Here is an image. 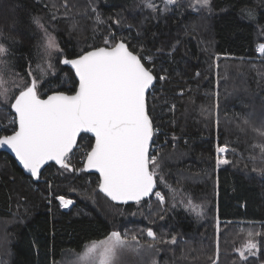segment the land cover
Here are the masks:
<instances>
[{"label":"trees","instance_id":"obj_1","mask_svg":"<svg viewBox=\"0 0 264 264\" xmlns=\"http://www.w3.org/2000/svg\"><path fill=\"white\" fill-rule=\"evenodd\" d=\"M58 2L65 0L51 4ZM66 2L72 11L60 17L47 0H0L6 61L26 81L29 67L41 64L48 72L41 91H68L73 73L59 61L104 46L105 38L152 55L156 73L168 77L148 94L154 126L162 131L157 138L164 142L157 170L163 180L157 179L155 190L164 202L154 192L140 204H117L99 190L96 174L56 164L33 180L0 150V264H59L64 253L79 252L112 231L153 245L157 264H264V155L258 147L264 137L254 131L264 128V56L257 51L264 43V0H212L211 12L195 11L193 0H177L167 11L164 0H151L158 11L145 7V0ZM247 9L254 18L242 14ZM33 16L42 18L62 50L52 56L51 68ZM13 118L10 105L0 101V136L11 133ZM82 135L71 158L77 169L93 142ZM216 145H227L223 159L229 164L215 166ZM57 195L73 204L61 207ZM189 199L202 205V215ZM149 228L156 240L147 236ZM249 241L257 244L256 254L245 251V260L240 251Z\"/></svg>","mask_w":264,"mask_h":264},{"label":"snow or ice","instance_id":"obj_2","mask_svg":"<svg viewBox=\"0 0 264 264\" xmlns=\"http://www.w3.org/2000/svg\"><path fill=\"white\" fill-rule=\"evenodd\" d=\"M164 3V11H167V6L175 5L177 0H164ZM145 7L159 10L151 0H145ZM189 7L211 12L212 0H193ZM242 14L254 18L251 9ZM97 21H100L99 16ZM32 23L44 33L41 47L46 55H51L53 50L62 51L40 16H33ZM9 51L4 43H0V58L6 57ZM257 51L264 56V43L258 45ZM59 63L70 66L73 75L68 79L73 87L68 91H41L47 69L41 64L35 70L29 67L30 80L22 87L17 85L19 94L10 105L15 117L9 122L14 127L11 134L0 136V147L11 149L23 168L36 180L41 178L42 169L50 161L69 172L94 169L99 173L98 188L108 198L114 202L140 204L143 198L153 194L157 179L163 180L157 171L161 167L159 153L150 152L159 129L154 126V117L150 114L148 94L154 88V82L168 77L156 73L152 55H144L114 36L111 40L105 38L104 46L82 50ZM6 66L7 62L0 60V69ZM47 67L51 68V63ZM5 84L0 77V97L7 102L9 88ZM244 123L249 121L245 119ZM254 131L264 137V128ZM82 134H91L94 143H89V150L83 153V169H77L72 166L71 158L75 155L74 149L78 148V139L84 138ZM258 147L264 155V144ZM216 151L226 152L227 145L218 146ZM216 163L219 167L230 162L218 158ZM154 194L161 203L164 202L160 192ZM55 199L64 208L73 204L63 195H57ZM188 205L198 215L203 214L202 205H194L191 199ZM147 236L157 239L151 228L147 229ZM171 243H176V237L171 238ZM128 249L140 250L137 237L133 235L129 241L126 234L112 231L104 240L90 242L78 259L82 264H118L121 254ZM253 249H257V244L249 241L245 250L255 255ZM240 256L247 259L244 251H240ZM152 264L157 262L153 260Z\"/></svg>","mask_w":264,"mask_h":264},{"label":"rangeland","instance_id":"obj_3","mask_svg":"<svg viewBox=\"0 0 264 264\" xmlns=\"http://www.w3.org/2000/svg\"><path fill=\"white\" fill-rule=\"evenodd\" d=\"M47 1L49 2L50 8L52 9V11H54L53 15L60 16L61 14L65 15L66 13L68 15V13H70L72 11V9L69 8V7H71V5H69L68 3H67V7H65V3H63V2H58L56 4L55 3L51 4L52 0H47ZM162 8H164L163 5H162ZM58 53H59V51L53 50L51 55H49L48 63H51L52 56H55V54H58ZM0 60H5L6 61V57H2V58H0ZM0 77H2L3 80L6 82L5 86L9 88V99H8V101L5 102L3 97H0V101L2 103H4V104L11 105L12 100H13V98L15 96V93H17V91L20 90V88L17 87V85H20L22 87L23 83L26 82V80H25L24 75L22 73H15V71L10 67L8 62H7V66L6 67L0 69ZM21 78H23V79H21ZM1 123L2 122H0V125H1ZM214 128H215V130L217 129L216 94H215V98H214ZM157 129H159V128H157ZM159 130H160L159 134H161L162 131H161V129H159ZM159 134L155 135L156 138H155L154 143L152 144L153 146L151 145L152 146L151 154H156V153H159V155L161 154V148H162V145H164V142H162V143L159 142V139L157 138ZM163 135L165 137L164 140H166L165 133ZM217 147H218V145L215 146V166L216 167H217V163H216L217 159L218 158L219 159H223V155L225 153V152L224 153H217V151H216ZM80 150L82 152H84L85 148L80 145ZM71 161H72V159H71ZM66 199H68V198H66ZM89 245H90V243L86 244L83 247V249L80 250L79 252H66V253H64L63 258H62V260H61V262L59 264H82V262L79 261L78 257H79L80 254H82L86 250V247L89 246ZM138 245L140 247V250L138 252L134 251V250H131V249H128V250L124 251L121 254L120 258H119L118 264H152L153 260L156 261L157 253H155L152 249H149L146 246H143V245H140V244H138ZM245 247L241 250V251H244V253L246 251ZM253 251H254V249H253Z\"/></svg>","mask_w":264,"mask_h":264},{"label":"water","instance_id":"obj_4","mask_svg":"<svg viewBox=\"0 0 264 264\" xmlns=\"http://www.w3.org/2000/svg\"><path fill=\"white\" fill-rule=\"evenodd\" d=\"M90 50V49H89ZM67 67H69L70 68V66H67ZM154 84H155V82H154ZM19 94V93H18ZM13 102H14V100H13ZM12 102V103H13ZM11 111H12V113H13V115H14V117H15V113H14V110H12L11 109ZM11 134V133H10ZM9 135V134H8ZM87 135H89L90 137H91V134H87ZM93 139V142L92 143H94V138H92ZM0 150L1 151H5V152H7L9 155H11L12 157H13V159L15 160V162H16V164L18 165V167L23 171V173L25 174V175H28V176H30L31 177V174L30 173H28L24 168H23V166H22V164L20 163V161L16 158V156H15V153L14 152H12V150L11 149H9V148H7L6 146H2V147H0ZM49 164H55V162H49L48 163V165ZM47 165H45V167H46ZM44 167V168H45ZM83 167H84V163H83ZM43 168V169H44ZM42 169V170H43ZM85 171H87V172H89V173H94V174H96L98 177H99V173L98 172H96L94 169H86ZM32 178V177H31ZM33 180H36V179H34V178H32ZM155 190H156V187L153 189V193L155 192ZM103 193V192H102ZM152 194H150L149 196H151ZM148 196V197H149ZM148 197H145V198H143V199H146V198H148ZM114 202V201H113ZM132 202H134V201H129V202H127V203H132ZM115 203H117V204H127V203H120V202H115Z\"/></svg>","mask_w":264,"mask_h":264},{"label":"built area","instance_id":"obj_5","mask_svg":"<svg viewBox=\"0 0 264 264\" xmlns=\"http://www.w3.org/2000/svg\"><path fill=\"white\" fill-rule=\"evenodd\" d=\"M156 134H159V131H158ZM155 138H156V137L154 136L153 141H155ZM153 143H154V142H153ZM152 146H153V145H152ZM152 146H151V148H152ZM151 150H152V149H150V152H151Z\"/></svg>","mask_w":264,"mask_h":264}]
</instances>
